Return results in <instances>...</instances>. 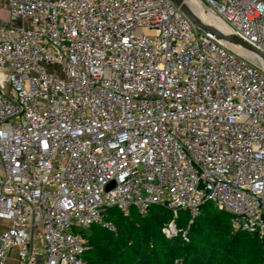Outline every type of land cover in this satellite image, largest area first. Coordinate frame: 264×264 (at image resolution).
Here are the masks:
<instances>
[{"label": "built area", "instance_id": "2783aa9c", "mask_svg": "<svg viewBox=\"0 0 264 264\" xmlns=\"http://www.w3.org/2000/svg\"><path fill=\"white\" fill-rule=\"evenodd\" d=\"M197 1L264 53V0ZM205 202L263 237L264 66L170 0H0V264H88L109 208L187 242Z\"/></svg>", "mask_w": 264, "mask_h": 264}, {"label": "trees", "instance_id": "16d2710c", "mask_svg": "<svg viewBox=\"0 0 264 264\" xmlns=\"http://www.w3.org/2000/svg\"><path fill=\"white\" fill-rule=\"evenodd\" d=\"M252 53V52H250ZM173 213L161 204L147 213L121 214L109 208L115 229L91 224L80 231L90 244L88 264H264V235L234 230L230 215L212 202L200 206L188 227L189 240L161 233V226ZM180 226L186 223L178 217Z\"/></svg>", "mask_w": 264, "mask_h": 264}, {"label": "water", "instance_id": "95a60500", "mask_svg": "<svg viewBox=\"0 0 264 264\" xmlns=\"http://www.w3.org/2000/svg\"><path fill=\"white\" fill-rule=\"evenodd\" d=\"M188 19L189 21L199 30L203 32H209L213 34L217 39L222 40L228 46L236 50L232 45H238L246 50V53L252 52L255 56L250 57L246 53H242L239 50L237 52L244 54L255 62L259 66H264V53L255 48L252 44L242 39L240 36L231 32L230 30H220L214 26L201 20L192 10L189 8L185 0H170ZM111 184H109L110 186ZM108 186V187H109Z\"/></svg>", "mask_w": 264, "mask_h": 264}, {"label": "bare ground", "instance_id": "6f19581e", "mask_svg": "<svg viewBox=\"0 0 264 264\" xmlns=\"http://www.w3.org/2000/svg\"><path fill=\"white\" fill-rule=\"evenodd\" d=\"M187 4L189 8L192 10V12H197L199 14H202L203 16H206L210 18L217 26H219L220 30H227L226 25L214 14H212L206 7H204L200 2L197 0H187ZM236 50H239L242 53H246V50H244L242 47L238 45H232ZM250 57H254L255 55L253 53H246Z\"/></svg>", "mask_w": 264, "mask_h": 264}, {"label": "crops", "instance_id": "0c3cea01", "mask_svg": "<svg viewBox=\"0 0 264 264\" xmlns=\"http://www.w3.org/2000/svg\"><path fill=\"white\" fill-rule=\"evenodd\" d=\"M19 257H20V249L19 247L14 246L10 249L5 264H18Z\"/></svg>", "mask_w": 264, "mask_h": 264}, {"label": "rangeland", "instance_id": "374dc122", "mask_svg": "<svg viewBox=\"0 0 264 264\" xmlns=\"http://www.w3.org/2000/svg\"><path fill=\"white\" fill-rule=\"evenodd\" d=\"M199 2V1H198ZM207 8V7H206ZM209 10V9H208ZM212 14H214L215 15V13H213L211 10H209ZM201 20H203L204 22H206V23H208V24H210V25H212V26H214L215 28H218L219 29V26H217L210 18H208V17H206V16H203L202 14H199V13H197V12H194ZM198 31H199V33H202L203 31H201V30H199L198 29ZM179 216H181V215H179ZM183 218V217H182ZM185 221V220H184ZM231 221V220H230ZM185 223L187 224V222L185 221ZM231 225H232V227H233V229L234 230H237V228H235L234 226H233V224L231 223ZM85 229H87V228H85ZM36 247H38V251H41V246L39 245V241H36ZM86 258V257H85ZM87 260V259H86Z\"/></svg>", "mask_w": 264, "mask_h": 264}]
</instances>
